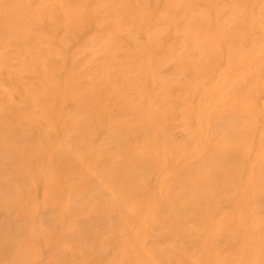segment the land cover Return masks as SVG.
Wrapping results in <instances>:
<instances>
[{"label": "rangeland", "instance_id": "obj_1", "mask_svg": "<svg viewBox=\"0 0 264 264\" xmlns=\"http://www.w3.org/2000/svg\"><path fill=\"white\" fill-rule=\"evenodd\" d=\"M0 20L14 24L12 31L0 32V67L5 65L12 75L26 78L34 97L38 98L46 88V76L53 74L63 80L69 72L75 75L71 85L79 87L80 96L76 97L96 93L99 101L110 107L126 101L121 108L106 112L115 126L122 127L124 135L111 141L99 139L97 132H93L92 141L98 147L117 148L126 140H136L143 132L132 134L134 121L151 120L150 124L158 130L140 150L152 152L156 160L142 174L143 187L155 193L157 186L152 183L155 175L165 177L183 173L188 168L200 171L209 153V119L213 116L228 117L234 123L233 131L241 135L225 149L235 157L229 168L240 165V172L246 175L250 168L259 172L264 167V156L258 155L264 149V0H0ZM28 54L37 57L35 70L38 72L34 71L33 75L31 71H22L19 65ZM118 69H121L119 74ZM1 84L8 89L13 106L34 118L33 122L26 120L32 130L49 127L42 130L48 134L52 127H59L42 121L38 107H29L17 100L12 89L13 79L0 77ZM72 108V104L66 103L63 109L71 114ZM93 114L91 106H85L80 114L71 116L80 120ZM193 132L198 134L199 143L183 146ZM210 132L211 137L216 138L223 133L219 128ZM164 137L182 147L169 150L161 144ZM54 143L62 151L67 150L59 140ZM78 146L84 147L83 144ZM120 154V150L113 149L111 157ZM164 159H169L168 163ZM223 171L207 167L196 178V188L180 190V194L190 199L209 193L212 188L206 189V179ZM111 173L107 170L104 174ZM86 175L92 181L96 178L91 172ZM218 184L228 190L234 186L220 179ZM118 188L123 185L119 184ZM107 193L105 190L106 197L102 200L117 205L127 216L136 217L144 212L142 207H121L120 198L108 197ZM79 196L75 192L73 200L91 207L97 194H89L83 200ZM36 199L39 209L40 187ZM48 199L56 200L53 196ZM167 213L180 217L181 227H176L175 235L157 242L158 233L149 230L152 220L148 217V231L143 233L147 247L156 245L174 256L184 257L187 264H209L207 256L203 260L195 258L202 252V240L208 234L205 224L194 217L192 210L177 208ZM235 213L241 229L252 227L250 240L263 236L264 231L258 224L264 222V216L255 214L248 201L246 207ZM219 220L215 219V223L221 224ZM46 226L37 227L47 229ZM90 227L91 224H75V229L87 238ZM170 228L173 227L162 228L161 232ZM247 239L243 240L244 244H249ZM31 248L29 245L26 264L36 258L33 257L34 247ZM95 251V247L92 248L91 252ZM86 254L79 251L77 259ZM63 256H57L54 263L61 264ZM217 259L233 264L236 257L224 253Z\"/></svg>", "mask_w": 264, "mask_h": 264}, {"label": "bare ground", "instance_id": "obj_2", "mask_svg": "<svg viewBox=\"0 0 264 264\" xmlns=\"http://www.w3.org/2000/svg\"><path fill=\"white\" fill-rule=\"evenodd\" d=\"M13 25L12 21L0 20V32L12 31ZM38 40L41 41L42 37ZM35 58V54H28L19 64L21 70L31 71L32 75L34 71L38 72L35 70ZM6 67H0V77L14 80L12 89L17 94V100L29 107H38L42 121L59 127H52L48 134L42 133V130L49 127H35L32 130L26 120L29 118L33 122L34 118L28 117L23 109L14 107L8 89L0 85V264H26L30 256L29 245L34 247L33 257H36L31 264H55L53 260L61 254H64L61 264H187L184 257H175L156 245L147 247L146 235H143L144 231H148V217L152 220L149 230L158 233L155 237L157 242H160L158 239L175 235L176 227H181L183 222L177 215L167 212L177 208L192 210L194 217L204 223L208 230L207 237L202 240V252L195 258L203 260L207 256L211 261L209 264H231L230 261L217 259L220 254L227 253L236 257L233 264H264V234L258 236L259 239L250 240L252 227L241 229L235 213L237 209L246 207L248 201L255 214L264 216V181L261 173L264 167L259 172L250 168L246 175L240 172V165L229 168L235 157L225 149L241 135L233 131L234 123L228 117L213 116L209 119V153L200 171H190L188 168L183 173L165 177L155 175L152 178L153 186H157L154 193L150 188L143 187L142 174L156 157L150 151L143 153L140 150L158 130L150 124L151 120L145 123L141 122L142 119L134 121L132 134L143 132L136 140H126L117 148H100L92 141L93 132H97L99 139L111 141L124 135L122 127L115 126L113 118L106 112L121 108L125 100L110 107L99 101L96 93L76 97L80 96L79 87L71 85L75 82V75L69 72L63 80L53 74L46 76V88L37 98L31 95L30 83L26 78L12 75V71ZM138 98L137 95L136 100ZM66 103L73 105L71 114H80L85 106H91L94 114L88 115L87 119L76 120L69 112H64ZM102 125L106 127H99ZM101 128H104L103 132ZM217 128L223 132L222 135L211 137L210 131ZM54 140L64 143L67 150L62 151ZM198 143V134L193 132L183 146ZM161 144L169 150L182 147L168 137H164ZM113 149L120 150V156L111 157ZM258 155L264 156V149ZM169 159H164V162L168 163ZM207 167L225 170L206 179V189L212 190L190 199L180 194L187 188H196V178ZM107 170L112 173L105 176ZM87 172L96 177L94 181L88 179ZM218 179L223 183H233V188L228 190L225 185L220 186ZM119 184L123 185L122 190L117 189ZM38 187L42 193L39 209L36 199ZM105 190L108 197L114 195L120 198L121 207H142L144 212L136 217L127 216L117 205L102 200L103 196L106 197ZM75 192L82 200L96 193L95 204L89 207L77 203L73 200ZM50 196L56 200L49 201ZM218 218L221 224L215 223ZM76 223L91 224L89 238L75 229ZM38 225H47V229H39ZM258 225L264 231V222ZM167 226L173 228L161 232ZM195 237L198 239L197 234ZM180 239L181 242L185 240L182 235ZM245 239L249 244L243 243ZM94 247L96 251L92 253ZM109 248L115 252H109ZM81 250L87 254L77 259Z\"/></svg>", "mask_w": 264, "mask_h": 264}]
</instances>
